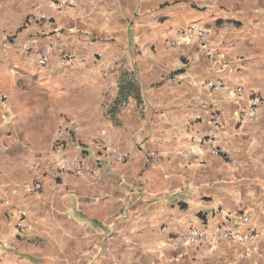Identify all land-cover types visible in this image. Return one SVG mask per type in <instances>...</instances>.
<instances>
[{
    "label": "crops",
    "instance_id": "0c3cea01",
    "mask_svg": "<svg viewBox=\"0 0 264 264\" xmlns=\"http://www.w3.org/2000/svg\"><path fill=\"white\" fill-rule=\"evenodd\" d=\"M67 1L0 0V264H264V103L237 124L264 98V0ZM193 26L225 70L175 41ZM192 228L255 237L176 248Z\"/></svg>",
    "mask_w": 264,
    "mask_h": 264
},
{
    "label": "built area",
    "instance_id": "2783aa9c",
    "mask_svg": "<svg viewBox=\"0 0 264 264\" xmlns=\"http://www.w3.org/2000/svg\"><path fill=\"white\" fill-rule=\"evenodd\" d=\"M72 0H68L66 3L61 4V9L63 7H71ZM34 22L38 23L39 19H34ZM211 29L208 27H190L187 29H184L182 31H179L176 34L175 41L178 44H182L185 46H191L192 44H198L203 48L206 52V55L213 60V62L216 64L217 67L221 70H225L227 68V63L225 62L223 56L221 54H217L213 52L208 47V40L211 36ZM73 56L70 54H67V60L72 62ZM46 58L42 57L40 59V64L45 65ZM222 83H209L207 84V88L209 90L210 96L213 95L214 92L220 91L223 89ZM5 99L0 96V102L4 103ZM264 98L260 94H252L250 103L247 107L241 110L237 124L239 126H243L245 124H248L250 122H253L256 119L258 109L263 105ZM126 102H123V105L126 106ZM214 122L219 128H222L224 125L222 115L220 113H217L214 115ZM98 151H99V157L104 158L106 160H113L120 163H126L128 161V158L126 155L122 154L117 149H114L110 146H108L103 141H96L95 142ZM57 147H61L60 144ZM212 154L214 155H220V150L216 147L213 148ZM82 158L81 157H74V158H67L65 156H61L59 158H56V160L53 162V168L56 177H60L64 173H82L83 172V166H82ZM35 170L39 169L38 165H35ZM42 189V186L40 183H36L32 189L29 191L37 192ZM18 228L24 229L25 228V217L24 215H19V221H18ZM255 235H248L243 234L240 231L236 230H230V229H224L217 233H215L212 236H208L204 232L192 228L189 230L188 233L179 236L175 240H173V245L178 247H184V246H197V247H204L208 245H218L222 242H227L231 244H247L249 243Z\"/></svg>",
    "mask_w": 264,
    "mask_h": 264
}]
</instances>
